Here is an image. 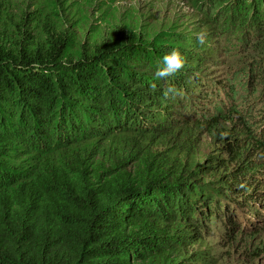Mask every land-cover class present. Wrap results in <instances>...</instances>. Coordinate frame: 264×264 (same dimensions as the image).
I'll return each mask as SVG.
<instances>
[{
    "label": "trees",
    "instance_id": "16d2710c",
    "mask_svg": "<svg viewBox=\"0 0 264 264\" xmlns=\"http://www.w3.org/2000/svg\"><path fill=\"white\" fill-rule=\"evenodd\" d=\"M212 4L204 31L0 42V264H216L211 221L264 225V0Z\"/></svg>",
    "mask_w": 264,
    "mask_h": 264
},
{
    "label": "rangeland",
    "instance_id": "374dc122",
    "mask_svg": "<svg viewBox=\"0 0 264 264\" xmlns=\"http://www.w3.org/2000/svg\"><path fill=\"white\" fill-rule=\"evenodd\" d=\"M200 1L0 0V42L13 45L23 37L33 42L54 29H65L85 42L106 39L119 30L147 36L166 27L204 31L213 28V23L207 22L203 12L212 15L215 4L207 8L200 6ZM221 69L223 66L216 71ZM212 141L204 139L202 142V159L210 153ZM211 224L222 232L221 236L205 237V246L211 249L216 264H264V225L256 223L259 230L251 228L249 234L242 235V225L225 233L217 221ZM198 246L199 243L194 250L199 249Z\"/></svg>",
    "mask_w": 264,
    "mask_h": 264
},
{
    "label": "clouds",
    "instance_id": "9594fccd",
    "mask_svg": "<svg viewBox=\"0 0 264 264\" xmlns=\"http://www.w3.org/2000/svg\"><path fill=\"white\" fill-rule=\"evenodd\" d=\"M196 42L198 45H203L205 43V34L203 32H197L195 34ZM187 57L178 48H172L168 53L162 56L160 63L155 69V77L157 79H167L168 77L174 76L181 69L184 68L186 64ZM169 92L174 93V89H168L165 91V96Z\"/></svg>",
    "mask_w": 264,
    "mask_h": 264
}]
</instances>
